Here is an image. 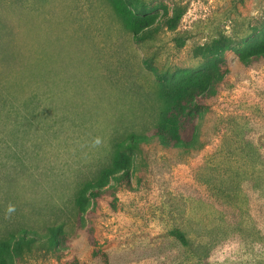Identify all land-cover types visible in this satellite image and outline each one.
Masks as SVG:
<instances>
[{"label": "rangeland", "instance_id": "rangeland-1", "mask_svg": "<svg viewBox=\"0 0 264 264\" xmlns=\"http://www.w3.org/2000/svg\"><path fill=\"white\" fill-rule=\"evenodd\" d=\"M176 8L185 14L169 27ZM142 15L155 33L139 38L130 21ZM263 30L264 0H0L6 264H264V62L237 56ZM221 37L233 48L204 59ZM204 68L219 89L198 137L166 149L153 134L161 84ZM133 136L149 141L129 148ZM114 158L124 178L77 206ZM60 225L59 253L39 239L15 249Z\"/></svg>", "mask_w": 264, "mask_h": 264}, {"label": "trees", "instance_id": "trees-1", "mask_svg": "<svg viewBox=\"0 0 264 264\" xmlns=\"http://www.w3.org/2000/svg\"><path fill=\"white\" fill-rule=\"evenodd\" d=\"M120 7L119 3H115ZM184 12L180 8H176L174 15L164 14L162 18L169 27L176 28L180 23ZM143 20L136 19L130 21V27L135 35L141 38L155 33L152 25L148 24L145 15ZM129 18L132 16L129 14ZM129 21V20H128ZM144 33V34H143ZM148 33V34H147ZM233 40L221 37L213 40L200 47L201 56L204 59H210L213 56H219L227 53L233 48ZM239 63L246 68H253L264 62V30L257 38L248 39L243 46L237 50ZM219 78L214 76L210 69L204 68L201 71L190 72L184 71L176 74H169L163 80L161 86L162 110L158 123L154 128V138L157 139L161 146L166 149L189 151L199 132L200 122L204 113L209 110L213 103L210 101L216 98L213 96L211 89L216 87L219 89ZM148 138L139 136L132 137V143L127 147L139 149L141 145L147 143ZM120 160L114 158L108 169L103 172L102 177L96 182L89 183L82 187L76 197L77 206H82L88 199V193L94 200L103 197L106 192L105 188L110 185V180L123 179L117 178L121 170ZM124 173L122 176H126ZM63 226L52 227L48 231V235L42 237L37 235L29 237L23 234L20 239L17 238L15 249L20 252L23 247H31L38 241L43 248L59 253L63 244L62 233ZM176 237L185 247L191 246V241L184 232H176ZM8 243V242H7ZM4 243V245H8ZM2 246L0 245V264H6V260L1 256Z\"/></svg>", "mask_w": 264, "mask_h": 264}]
</instances>
